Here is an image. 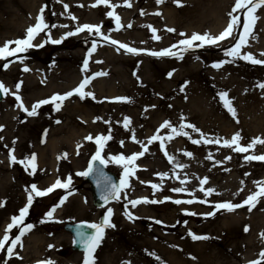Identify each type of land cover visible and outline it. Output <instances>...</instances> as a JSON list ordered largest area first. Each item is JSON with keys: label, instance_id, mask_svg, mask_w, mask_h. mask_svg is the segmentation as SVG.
Segmentation results:
<instances>
[{"label": "rangeland", "instance_id": "1", "mask_svg": "<svg viewBox=\"0 0 264 264\" xmlns=\"http://www.w3.org/2000/svg\"><path fill=\"white\" fill-rule=\"evenodd\" d=\"M71 1L65 0L66 5L70 6L68 3ZM80 1H72L75 6L70 10L71 5L66 10L60 2L55 4L56 0H41V4L34 8H30L33 0H0V46L7 41L24 38L26 29L35 25L41 6L44 9V21L49 22L48 28L32 41L33 45L42 44V47L34 46L23 53L0 58V81L10 90L0 102V126L3 128L0 129V234L2 231L4 234L11 217L19 215V209L27 203L28 190L32 184L43 190L53 183L54 177L55 180L59 178L64 182L71 176L68 189L57 188L42 197L33 194V203L24 218V224H32L33 227L26 230L27 235L13 249L11 257L7 254V247L10 246L11 239L19 234V229L13 227L9 231V241L5 248L0 250V264H27L39 258L50 259L56 264H83L84 252L71 249L72 236L63 224L76 221L99 223L108 207L113 209L110 219L115 227L105 229L104 237L93 255L94 264H169L163 255V246L171 250H176L179 246L184 247L186 258L191 262V252L188 250L193 249L195 242L200 246H211V252L214 254L222 249L228 250L225 251V260L230 264H241L242 258L239 256L246 251L245 243L250 237L247 232L252 231L258 224L262 226L264 208L259 204L249 211V206L244 205L228 211L215 209L214 205L221 202L241 203L256 191L254 187L251 189V184L264 178V161L244 159L246 155L264 154V144L258 143L249 152L241 153L224 147L222 143L236 132L242 137L239 141L242 146H246L254 137L264 138V89L257 87L259 82L264 81V65L225 55L226 49L231 47L234 39L243 32V12L236 13L240 16V25L232 37L220 41L218 45L205 44L203 47H192L181 52L178 42L186 38L181 36V33L187 37L193 33L205 32L215 36L223 31L229 22L228 13L234 6V0H215L216 6L213 9L225 12L223 26L218 30L212 29L211 25L213 19L210 15L215 14L208 16L206 13L209 11L208 5L213 7V0H200V10L208 16L207 20L200 24L197 23L198 17H191L189 13L193 11V7L185 6L193 4L194 0H180L179 5L174 0H167L168 5L177 12L181 6L186 9L183 11V17L177 22H169L171 25L167 24L161 34L158 31L153 33L143 24L139 25L137 31L126 27L120 33L122 29L117 28L115 17L107 15V12L111 11L110 7L104 4L93 6L96 0H89L88 3L92 5L86 7L79 20H73L71 17L77 18L76 14L83 10L78 6ZM148 1L150 0H129L131 4H137L139 10L144 13V18L140 12L134 19L146 22L148 10L144 8ZM161 5L162 3L156 7ZM261 9L260 6L254 13L257 19L252 26L251 40L248 39L241 49L243 53H251L256 59H264L261 55L264 53V13ZM35 10L37 15H34ZM105 18L108 21H105ZM121 22L123 20L120 16ZM83 24H99L101 32L111 40L124 44L127 42L130 47L147 51L137 55L124 49L117 50L118 44L105 41L101 36L87 30L77 33L76 36H69L68 39L64 38L61 28L75 31L77 26ZM191 25L192 29L189 28ZM168 29L174 31L170 32ZM115 31H119V34ZM153 35L159 36L160 39H153ZM57 39L61 40V43L51 42ZM93 41L97 42V47L89 56ZM172 45H177L173 50L181 52L180 56L149 54L151 51H161ZM14 47V43L9 45L10 49ZM109 54L114 55L116 59H109ZM58 55L59 58H55ZM85 58L89 60L88 69L82 71ZM220 60L231 62L224 63L220 68L212 67ZM25 67L29 71H24ZM98 72L105 74L94 76ZM169 72L172 73L171 76L168 75ZM85 76H94L83 89L93 93L94 98L85 96L82 99L79 94L74 93L62 102L59 110L54 103H49L41 105L37 109V115L28 116L12 95L17 92L24 106L31 110L32 105L39 100L75 89ZM94 80L101 82L91 86ZM50 81H53L54 85H48ZM17 83L21 84L19 90L15 87ZM222 91L228 93L235 116L224 107L219 96ZM116 97L128 99L118 101L114 99ZM125 117L130 118L127 128L124 126ZM165 120L177 128L181 123L195 125L206 138L220 139L221 143L194 144L192 140L200 139V133L185 128L188 136L172 134L171 129H160ZM9 121L15 123V127L10 126ZM57 129L60 131H53ZM109 134L111 139L104 142L101 156L109 161L106 163L108 168L119 177L123 175L124 165L112 162L110 157L119 154L130 156L144 151L141 143L147 146V150L134 161V175L128 177L129 186L123 189L120 199L106 207L98 208L93 204L85 176L77 173L87 170L89 161L98 147L95 137ZM133 134L136 141L141 143L132 140ZM154 134L164 137V150L160 148L159 140L148 144V139ZM169 134L173 135L170 140L167 138ZM89 135L93 137L92 140L85 139ZM53 138L67 141L61 145L64 149L55 154L50 150L48 143ZM185 145L187 152L192 155L186 156V159H178L174 153V160L170 163L165 151L171 155L170 150ZM13 148L17 161L33 153L36 155L35 173H32L31 168L26 169L23 164L10 160L9 150ZM42 150L45 158L58 157V160L54 159L58 165L57 171L47 163L50 160L38 161ZM209 154L213 159L207 158ZM74 157L80 159V164L73 161ZM203 158H206L205 162H202ZM177 163L185 167L177 168ZM206 170H215L216 174L221 175L218 180L210 174L206 176L208 180L203 187L215 189L207 196L200 191L201 186H196L198 177H204ZM249 172L252 174L249 175V180L245 181L244 175ZM158 173H167V176L161 178ZM177 175H180L179 178ZM171 179L176 180L170 185L171 189H166ZM152 184L160 187L154 190ZM178 187L184 188L185 191L172 190ZM69 192L71 195H68ZM64 196H67V199L56 208L53 218L46 219L45 214L54 205L59 204ZM142 197L160 202H142L136 207L128 204V200ZM165 197L170 199L165 200ZM177 199H192L194 202L176 204L174 201ZM205 200L208 202H200ZM125 205L134 219L130 220L124 214ZM90 209L92 211H89ZM209 212L215 214L206 215ZM157 220L162 223H156ZM245 226L249 228L247 232L244 230ZM189 230L197 236L208 238L193 240ZM261 233L262 231L259 236ZM37 236L44 237V240L34 242ZM176 244L179 246L175 247ZM229 245H232V249ZM205 247L202 251H206ZM64 248L69 249L67 256L61 254Z\"/></svg>", "mask_w": 264, "mask_h": 264}, {"label": "snow or ice", "instance_id": "2", "mask_svg": "<svg viewBox=\"0 0 264 264\" xmlns=\"http://www.w3.org/2000/svg\"><path fill=\"white\" fill-rule=\"evenodd\" d=\"M163 0H157V3H162ZM175 3L178 5L180 4V0H174ZM99 4H104L109 6L112 10L107 12V15L109 17H115L117 28L121 27L120 25V17L115 13L114 9L117 7V5L112 4L111 0H96V3L93 6H97ZM124 4L128 7H131V4L129 3V0H124ZM264 5V0H234V6L232 7L231 11L228 13L229 16V22L227 23V26L221 31L218 35H211L208 32H205L203 34L199 33H193L190 37H187L186 34L181 33V36H185L186 38L181 39L178 42V45L181 46V52L182 51H187L188 49L192 47H203L205 44L208 45H218L220 41L226 40L229 37H232L234 35V32L237 27L240 25V17L236 15V13L243 12L244 15V21H243V32H240L238 35V38L234 39V43L232 44L231 47L227 48L225 51V55L228 57L236 58L240 57L241 59L250 61L253 64H260L264 65V59H256L251 53H243L241 51L242 47L246 45V37L249 35V33L252 31V26L257 19V17L254 15L255 11L257 8L260 6ZM65 9L67 10L68 5H64ZM43 12L44 9H40V14L36 17V23L35 25H31L26 29V36L21 39H17L15 41H7L3 46H0V58H5V57H10L14 56L17 53H23L27 51V49L32 48L34 46L36 47H42L43 45H33L32 41L33 39L42 31L48 28V25L45 23L44 18H43ZM141 14H144L143 11ZM156 15H160L159 12L155 13ZM71 19L76 20L77 18L75 16H72ZM131 27V25H128ZM53 27H56V25H53ZM62 27H67L66 25H62ZM153 33L156 32L155 28H152L151 25H148ZM87 30L89 33H92L94 35L101 36L103 40L105 41H110L112 44H118L119 49H124L127 52L133 53V54H139L140 52L147 51L145 49H137L134 47H130L127 44L120 43L115 40H111V38L104 33L101 32V25L99 24H83L79 25L76 27L75 31H69L65 35L66 36H73L76 35L79 32ZM168 31H174V29H168ZM50 39V36H49ZM153 39H160L159 36L153 35ZM52 43L59 44L61 43V40H52ZM194 42H199L195 43ZM15 44L14 48H9L10 44ZM97 47V42L93 41L91 48L89 49L88 55L90 56L91 53L96 49ZM177 45H172L169 48H165L161 51H151L149 54L153 56H180L181 52L174 51L173 49H176ZM262 56H264V53H261ZM23 58L21 57V60ZM226 62H231V61H225V60H220L218 62H215L212 67L214 68H220L224 63ZM88 63L89 60L88 58H85L83 61V69L82 71H86L88 69ZM4 67H7V64L4 65ZM24 71H29L27 67L23 69ZM105 73L98 72L95 73L94 76H99V75H104ZM169 76L172 75L171 72L168 73ZM93 77H88L85 76V78L81 81V83L73 90L63 93V94H53L50 98L48 99H42L34 103L31 107V110H29L27 107L24 106L21 97L17 94V92H13L12 95L15 96V99L19 102V107L27 113L28 116H35L37 115V109L44 104H49V103H54L55 107L57 110H59L62 102L71 97L74 93L79 94L80 97L83 99L85 96H93L94 94L91 92H85L83 89H85L86 85L90 82V80ZM16 89L19 90L21 87L20 83H17L15 85ZM257 87L260 89H264V81H261L257 84ZM9 89L4 85L2 81H0V92L2 93H9ZM220 99L223 101L224 107L227 108V110L235 116V109L232 106V101L230 98H228V93L227 92H220L219 93ZM115 100L118 101H126L128 98L127 97H116L114 98ZM100 119V118H97ZM183 119V118H182ZM107 123V122H106ZM130 123V118L125 117L124 118V126L125 128L128 127ZM2 128V126H0ZM185 128H191L193 131L200 133V139L198 140H192L194 144H199L201 142L204 143H221L220 139H208L206 138L205 134L201 132L199 128H196L195 125L192 124H185L181 123L179 128L175 127L172 125L170 121L165 120L161 125L160 129H171V133L175 135H183V136H188V132L184 131ZM159 132V129L157 130ZM169 134L167 137L169 140L173 138V135ZM191 138V137H189ZM2 139V138H0ZM85 139L87 140H92L93 137L89 135ZM111 139V135H98L95 137V141L98 145L97 150L95 154L92 156L91 161H89L88 169L77 173L78 175L82 176H87L93 172V161H99L100 164H106L109 161L105 160L101 156V150L104 147V142ZM242 139L241 135L239 132L234 133L230 139H224L222 141L224 147L232 148L233 151L236 152H241V153H247L249 150L254 149L256 144H264V138L260 137H254L250 143H248L246 146H242L239 141ZM132 140L141 143L139 141H136L135 135L133 134ZM160 141V148L162 150L165 149V143H164V137L159 135V134H154L148 139V144H151L153 141ZM15 141H13V144ZM123 144V142H121ZM141 147L144 149V151L147 150V146L141 143ZM144 151L136 152L133 153L130 156H124L123 154H119L116 156L110 157V160L116 164H121L123 163L124 165V172L123 175L120 177L119 183H114L112 182L110 177H105V186H104V191L102 194V200L104 201L105 204L108 203L110 199H115L119 200L120 199V193L123 189L127 188L129 186V181L128 177L134 175V161L144 155ZM165 155L167 156L169 162H173L174 157L168 155V153L165 151ZM185 155L191 156L192 154L190 152H185ZM9 157L10 160L13 163H20L25 166V168H31L32 173H35L37 169V163H36V155L33 153L29 157H25L19 161H17L16 156L14 155V148L9 150ZM208 159H213L212 155L209 154L207 157ZM225 159H230V157H225ZM245 160H261L264 161V154L262 155H246L244 157ZM217 163H222L221 161H217ZM177 168H183L185 165L177 163L175 165ZM158 175L163 178L167 176V173H158ZM245 175H248L247 173ZM208 178L204 177L200 180V191L204 192L205 195H211L215 189L213 188H207L205 189L203 187L204 184L207 183ZM185 181H181V183H184ZM144 183V182H142ZM243 183V181H242ZM97 184H100V180H97ZM254 184L257 186V190L249 194L245 200L242 201V203L239 204H234L232 202H221V203H216L214 205L215 209H225L228 211L235 210L236 208L243 207L244 205L249 206V211L251 208L254 206L255 202L257 201L258 198L264 197V181H254ZM71 185V176L67 178L66 181L62 182L61 179L57 178L56 181L50 185L46 189H40L38 188L35 184H32L30 186V189L28 190V196H27V203L19 209V215H14L11 217V222L7 224L4 232L3 238H0V250L5 248V244L7 241H9V231L13 227H17L19 229V235H15L14 239H11L10 246L7 247V254L9 257L13 255V249L16 247L18 243L21 241V237L25 234L26 230H31L33 225L32 224H24V218L28 214L29 207L32 205L34 196H45L48 193H51L54 189L61 188V189H68L69 186ZM154 190L158 189L160 185L157 184H152L151 185ZM174 192H182L185 191L184 188H174L172 189ZM240 191H243V189H240ZM68 195H71V192L68 193ZM67 199V196H64L60 199L59 204L54 205L52 209H50L46 214V219H51L53 218V214L56 210L57 207L62 205L64 201ZM170 199L169 197H165V200ZM158 203L160 201L156 200H151L149 201L147 197H142V198H137L135 200H128V204H131L132 207H136L140 203ZM194 200L189 199L187 201H182V200H175L174 203L176 204H181V203H188L191 204L193 203ZM201 203H207L208 201H200ZM187 211V210H185ZM124 214L127 216L128 219H134V216L131 212L127 210V205H125V212ZM192 215H196V213H191ZM215 212H209L206 213L208 216L214 215ZM113 215V209L111 207H108L105 214L103 215L101 222L99 223H87V222H81V224L77 225V231H76V237L77 239L74 240V243H80L84 247V257H83V264H94V257L93 253L95 252V249L99 246L101 243L105 229L106 228H112L115 227V225L111 222V216ZM43 222V221H42ZM156 223H162L161 221L157 220ZM89 228L92 229L93 231L91 233H86L83 231V228ZM246 232L249 230L248 226H245L244 229ZM189 235L192 237L193 240L197 239H207L208 237L204 236H197L193 234L189 230ZM261 237L264 238V232L261 233ZM49 247H53L52 245H49ZM154 255V253H153ZM258 259L249 261L248 264H264V249H262L259 254H258ZM159 259V257H157ZM6 264V262H5ZM38 264H55L54 261L51 260H46V261H41L38 262Z\"/></svg>", "mask_w": 264, "mask_h": 264}, {"label": "bare ground", "instance_id": "3", "mask_svg": "<svg viewBox=\"0 0 264 264\" xmlns=\"http://www.w3.org/2000/svg\"><path fill=\"white\" fill-rule=\"evenodd\" d=\"M57 1L60 2L62 5H66L65 0L64 1L63 0H56L55 4L57 3ZM72 1H74V0H72ZM72 1L68 3V4H70V6L72 5L71 8H70V6H68V8H70V10H72L73 7L75 6L74 2H72ZM88 1L89 0H81L79 2L78 6H79V8H81L83 10H81L79 12V14H76L77 15V20H79L82 17L83 12L86 11L85 10L86 7L90 5V3H88ZM111 3L117 5V7L114 9V11L119 17L121 16V18L123 20V22L120 23L121 27H119V29L120 28L122 29V31H120V33H122L125 30L126 27L130 28V29H133V30H136V29H138L140 24H143L144 27H146V25L147 26L151 25L152 27H154L156 29V31L159 32V34H161L162 30L166 29V25L167 24L170 26L172 22H175V21L177 22V20H179L180 18L183 17V11H184V9H186L185 6H187V5H191L193 7V11H191L189 13H190L191 17H198L199 18V19L197 18V23L198 24H200L201 22L203 23L204 21H206L207 17L209 16V14L214 13L215 14L214 16L210 15V18L213 19V22L211 24L212 25V29H216V30L220 29V27L223 26V17L225 16V12H221V10H219L217 12V10L213 9L216 6V1L215 0H213V7H212L211 4L208 5V7H209L208 10L209 11L206 12L208 16L204 15V13L200 10V7H201V1L200 0H194L193 4H186L185 6H181V9H180L179 12H177L174 8L170 7L168 5V1L167 0H163L162 5L159 8H157L156 6H158V4H161V3H157V0H150V1H148V3L145 5V8H144V10H148V12L146 13V14H148V16L146 17V20H145L146 22H143L142 19H137V20L134 19L135 15H137V14L139 15L140 12L142 13V11L139 10V6L137 4H131V2H129L131 4V7H128V6H126L124 4V0H118L117 2H112V0H111ZM40 4H41V0H33V4L30 6V8L31 7L34 8L36 6H39ZM261 7H262V9L260 11H262L264 13V6H261ZM41 8H43V7L41 6L40 9ZM126 8H128V10ZM40 9H39V11H40ZM124 9H125V11H124ZM132 10H133V12H132ZM157 12H159L160 15H156L155 13H157ZM37 13L38 12H36V10H35L34 15H37ZM142 17L144 18L143 14H142ZM104 20L108 21V19H106V18ZM169 22H171V23H169ZM46 23L48 25L49 22L46 21ZM128 25H131V27H129ZM67 26H70V24H67ZM192 27L193 26L191 25L189 28L192 29ZM61 31L64 32L63 33L64 34V38L68 39L69 36H66L65 34L67 32H69V30L61 28ZM115 33L119 34V31H115ZM82 34H84V33H82ZM76 35H73V36H76ZM249 40H251V38ZM263 42H264V29H263ZM263 42H262V44H264ZM170 43H172V42H170ZM55 58H59V55L55 56ZM111 58L116 59L114 57V55L109 54V59H111ZM100 82H101L100 80H94V82L92 83L91 86L97 85ZM48 85H54V82L50 81V83H48ZM69 101H71V99ZM9 122H10L9 123L10 126H14L15 127V123L13 124V122H11V121H9ZM3 126H6V125H3ZM14 127H12V128H14ZM0 129H3V128H0ZM53 131L54 132H59L60 130L57 129V130H53ZM65 142H67V141H65L63 139H59V138L50 139L48 141L49 148H50V150L52 151L53 154L58 153L59 151H62L64 149V148L61 147V145L65 144ZM67 145H68V143H67ZM186 148H187V145H185L183 147H177L175 150L173 149V151L170 150V154H171L170 156H173V154L175 153L176 157L178 159H186V156H187V155H185V152H187ZM57 158L58 157L55 158V156L52 159L45 158V153L42 150V151H40V160L38 159V161L39 162H45L47 160H50L49 162L47 161V163L51 164V167L55 168V170L57 171L58 165H57L56 161H54V159H57ZM73 161L76 162V163H79L80 159L74 157ZM205 161H206V158H203L202 162H205ZM209 174L211 176L215 177L216 180L221 178V175L220 174H216L215 170H212L211 172L206 170V174H204V177H206ZM247 174L248 175H244L245 181L247 179L249 180V175H251L252 172H249ZM179 176L180 175H177L178 178H179ZM204 177H201V176L198 177L199 182L196 184L197 188H199L201 186L200 185V180L202 178H204ZM175 180L176 179H171V181H169V187L166 188V189H171L170 185ZM260 181H264V178L260 179ZM253 187L257 190L256 184H254V183H253V185L251 184V189H253ZM259 204H261V206H263V208H264V197L258 198V200L255 202L253 207H256V206L258 207ZM89 211H92V210L90 209ZM247 221L251 222V220L249 218L247 219ZM261 224H262V226L260 224H258L256 226V228H252L253 233L250 230L247 232L248 234H250V237L246 236V237H248L247 238L248 241L245 243V250L246 251L244 252V254L242 253V255L239 256L240 258H242L240 260L241 264H248L249 261L258 259L259 258L258 257L259 252L262 249H264V238L259 236V233L261 231L264 232V218H263V221H261ZM36 240L37 241L44 240V237L37 236L34 239V242ZM197 244H199V243L195 242L193 244V249L192 250H188L187 249L189 252H191V253H189V255L192 257L191 262H189V260H187V258H186V255H185V252H184L185 248L184 247L182 248L181 246H179L177 244H176L175 247L179 246V248L178 249L176 248V250H174V249L171 250V249H168V248L165 249L164 246H163L162 247V250L164 252L163 255L166 257L167 262L169 264H170V262L172 264H214L215 262H216L215 264H223L224 262L226 264H230L227 260H225L226 255H227V252H225V251H228V250H223L222 249L221 251H216V253L214 254V253L211 252V250H212L211 246L208 245V246L205 247V246H200V245H197ZM38 246H40V244H38ZM38 246L35 245V247H38ZM204 247H205L206 251H202V249ZM229 247L232 249V245H229ZM98 251H99V249L97 250L96 255H97ZM236 264H239V263H236Z\"/></svg>", "mask_w": 264, "mask_h": 264}, {"label": "water", "instance_id": "4", "mask_svg": "<svg viewBox=\"0 0 264 264\" xmlns=\"http://www.w3.org/2000/svg\"><path fill=\"white\" fill-rule=\"evenodd\" d=\"M1 98H2V94L0 93V99ZM92 163H93V172L88 175V181L92 184L91 189L93 192L95 204L97 206H102V205H105L104 201L101 198L103 191H104L103 189L105 186V177H110L112 182L117 183V184L119 183V181L117 180L116 176L114 174H112L111 172H109L104 167V165L99 163V161H93ZM97 180H100L99 185L97 184ZM111 200H113V199H110L109 201H111ZM79 224H81V223L66 225V228L73 233L75 240L77 239L76 231H77V225H79ZM82 230L85 231L86 233H91L93 231L92 229H89L86 227L83 228ZM81 247H83V246H78L77 243H75V246H74L75 249H79Z\"/></svg>", "mask_w": 264, "mask_h": 264}]
</instances>
